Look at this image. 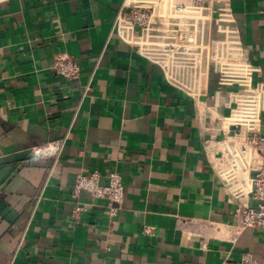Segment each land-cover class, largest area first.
<instances>
[{
	"label": "crops",
	"instance_id": "0c3cea01",
	"mask_svg": "<svg viewBox=\"0 0 264 264\" xmlns=\"http://www.w3.org/2000/svg\"><path fill=\"white\" fill-rule=\"evenodd\" d=\"M121 3L0 0V264H264V228L234 227L237 203H256L227 190L207 150L238 132L241 86L264 93V0L230 1L242 83L220 86L210 68L192 94L116 34ZM58 54L78 61L76 78L56 74ZM257 127L264 138V100ZM50 141L62 142L57 157L29 150ZM94 171L103 184L121 176L114 215L72 192Z\"/></svg>",
	"mask_w": 264,
	"mask_h": 264
},
{
	"label": "built area",
	"instance_id": "2783aa9c",
	"mask_svg": "<svg viewBox=\"0 0 264 264\" xmlns=\"http://www.w3.org/2000/svg\"><path fill=\"white\" fill-rule=\"evenodd\" d=\"M230 1L122 0L116 15L115 32L142 57L158 65L170 85L184 92L205 91L210 68L217 74L220 86L240 85L246 58ZM223 61H239L244 65V73L223 72L220 68ZM52 68L65 79L80 74L78 61L66 54H58ZM241 88L229 118L230 121L234 115L238 116L231 121L238 132L229 141H209L207 150L212 157V167L227 190L239 196L248 189L251 200L256 203L254 207L237 203L234 227L242 231L264 228V138L257 127L264 93L258 86L243 85ZM61 148V141H50L29 150L38 157L49 158L57 157ZM72 192L76 197L85 192L93 200H106L110 215L116 213L124 199V185L117 172H110L104 184L97 171L80 174L75 178ZM81 211L82 205L77 202L73 214L78 216ZM185 221L187 229L198 225L197 220ZM213 229L216 231L217 227L212 226ZM188 234L201 236L196 232ZM239 264L258 263L251 255H246Z\"/></svg>",
	"mask_w": 264,
	"mask_h": 264
},
{
	"label": "bare ground",
	"instance_id": "6f19581e",
	"mask_svg": "<svg viewBox=\"0 0 264 264\" xmlns=\"http://www.w3.org/2000/svg\"><path fill=\"white\" fill-rule=\"evenodd\" d=\"M220 68H221V70H223V72L232 73L234 71L233 74H240V75H242V73H244V70H245L244 65H242L239 61L238 62L223 61V63H221V65H220ZM205 71H206V68H205ZM236 113L237 112H235V114ZM237 118H238V116L234 115L233 121Z\"/></svg>",
	"mask_w": 264,
	"mask_h": 264
}]
</instances>
